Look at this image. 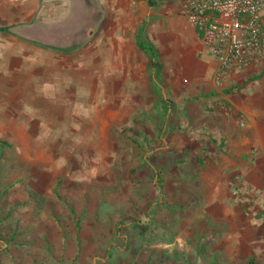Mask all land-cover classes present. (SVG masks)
<instances>
[{"label":"rangeland","instance_id":"374dc122","mask_svg":"<svg viewBox=\"0 0 264 264\" xmlns=\"http://www.w3.org/2000/svg\"><path fill=\"white\" fill-rule=\"evenodd\" d=\"M101 5L110 15L114 6H121L115 0H102ZM176 13L177 24L187 31L190 23L179 9ZM124 19L136 27V21ZM148 53L135 46L127 54L133 57V65L123 58L125 54L112 66L103 64L105 80L85 84L88 95L83 107L75 109L78 113L39 115L46 121L39 125L44 129L2 125L8 130H0V138L13 143L15 162L0 168L6 182L0 190L17 182L9 200L19 207L15 215L19 235L10 245L0 239V264H264L262 242L252 238L244 248L235 226L216 238L205 234L207 227L201 225L205 222L196 217L201 212L181 214L158 207L163 198L177 201V161L186 158L181 164L186 166L184 171L197 173L190 152L193 158L212 154L217 159L224 149L205 143L214 134L208 123L202 119L193 125L192 99L177 98V88L165 80V69L172 72L175 66L167 62L161 67L156 53L160 67L150 69ZM217 85L224 90L239 84L226 80ZM211 108L204 104L202 110ZM28 114L31 111L21 117L26 120ZM66 118L68 123L63 122ZM221 138L218 135L216 140ZM232 181L243 188L253 207L255 187L241 177ZM206 182L198 179L194 184L197 190H207ZM145 190L151 192L150 202L143 200ZM183 190H190L188 184ZM57 192L75 208V215Z\"/></svg>","mask_w":264,"mask_h":264},{"label":"crops","instance_id":"0c3cea01","mask_svg":"<svg viewBox=\"0 0 264 264\" xmlns=\"http://www.w3.org/2000/svg\"><path fill=\"white\" fill-rule=\"evenodd\" d=\"M181 1L115 0L123 7L114 6L110 15L104 13L102 0H0V25L10 27L0 30V130H8L2 127L8 123L21 124L11 129H38L46 123L39 115L78 113L75 109L83 107L88 95L85 84L102 83L103 64L112 66L124 54L133 65L127 54L138 46L149 52L150 69L167 62L175 66L172 72L165 69V80L177 88V98L192 99L191 123H208L214 134L205 143L224 149L217 159L212 154L193 158L190 152L197 173L184 171L186 158L177 161L179 188L177 201H171L177 203V213L201 212L196 217L205 222L201 225L207 227V235L217 238L235 226L244 248L252 238L264 246V60L231 74L227 80L237 87L218 88L217 61L210 48L194 26L183 31L177 24ZM123 18L136 21V27ZM151 49L159 54L160 64ZM183 55L188 56L185 61ZM204 104H211V110L203 111ZM27 111L32 115L24 120L21 116ZM218 135L223 139L216 140ZM236 176L255 187L253 207L243 188L232 181ZM198 179L207 181V190H197ZM187 184L190 190H183ZM150 193L145 190V202Z\"/></svg>","mask_w":264,"mask_h":264},{"label":"built area","instance_id":"2783aa9c","mask_svg":"<svg viewBox=\"0 0 264 264\" xmlns=\"http://www.w3.org/2000/svg\"><path fill=\"white\" fill-rule=\"evenodd\" d=\"M181 14L217 61V82L264 60V0H185Z\"/></svg>","mask_w":264,"mask_h":264},{"label":"trees","instance_id":"16d2710c","mask_svg":"<svg viewBox=\"0 0 264 264\" xmlns=\"http://www.w3.org/2000/svg\"><path fill=\"white\" fill-rule=\"evenodd\" d=\"M0 30L9 31L10 27L0 25ZM150 52L152 57H156L155 49H151ZM12 150H13V143L8 139L0 138V168L6 163L15 162V155ZM146 163L148 162L146 161ZM155 175L158 176L159 173L157 174L155 173ZM16 183H17L16 181L9 183L6 186H4L2 190H0V239H4L9 245L14 243V240L19 235L18 232L19 224H18V220L15 218L16 211L19 207L17 206L18 205L17 203L9 200V191ZM1 184H6V182L3 181L0 177V189H1ZM57 196L61 200L64 199V198L62 199L61 194H59L58 192H57ZM63 202L67 207H69L68 209L71 210V213L75 215L76 214L75 208L71 206L67 200H63ZM176 205L177 203L166 200L159 201L158 203L159 208H167L170 211H176L177 210ZM77 227H78L77 242L80 250L82 244V238L80 236L82 225L79 219L77 220Z\"/></svg>","mask_w":264,"mask_h":264}]
</instances>
